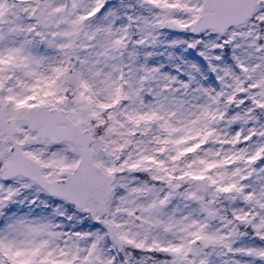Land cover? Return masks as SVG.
<instances>
[{
  "label": "snow or ice",
  "instance_id": "1",
  "mask_svg": "<svg viewBox=\"0 0 264 264\" xmlns=\"http://www.w3.org/2000/svg\"><path fill=\"white\" fill-rule=\"evenodd\" d=\"M0 264H264V0H0Z\"/></svg>",
  "mask_w": 264,
  "mask_h": 264
}]
</instances>
